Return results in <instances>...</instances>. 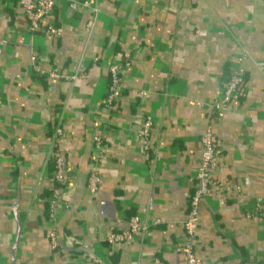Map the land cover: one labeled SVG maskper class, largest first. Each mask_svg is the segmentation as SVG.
Segmentation results:
<instances>
[{
	"label": "crops",
	"instance_id": "0c3cea01",
	"mask_svg": "<svg viewBox=\"0 0 264 264\" xmlns=\"http://www.w3.org/2000/svg\"><path fill=\"white\" fill-rule=\"evenodd\" d=\"M89 1L94 15L59 1L58 30L46 34L44 22L28 30L17 0H0V264H184L207 122L216 156L198 201L195 254L206 264H264V0ZM239 58L240 85L212 113ZM126 59L121 95L104 108L108 65ZM32 62L88 75L51 78ZM145 116L147 149L137 131ZM54 153L65 166L51 215ZM92 166L95 192L86 187ZM131 215L144 231L107 246L104 236Z\"/></svg>",
	"mask_w": 264,
	"mask_h": 264
},
{
	"label": "built area",
	"instance_id": "2783aa9c",
	"mask_svg": "<svg viewBox=\"0 0 264 264\" xmlns=\"http://www.w3.org/2000/svg\"><path fill=\"white\" fill-rule=\"evenodd\" d=\"M21 5L23 12L27 19V27L31 32L41 28V25L44 22L43 31L46 34H55L57 32V26L55 21L51 17V13L55 5L61 0H17ZM66 1L68 7L72 10L74 9H88L93 13H96L97 8L90 3L89 0H64ZM91 16L86 24V31H90L94 22V16ZM241 58L237 59L235 65L230 70L227 78L225 79L220 96L218 99L210 103V111L214 113L215 111L221 113V111L226 107L231 97L236 93L240 82L242 67L240 64ZM129 60H124L123 63H118L112 61L108 65L109 71V85L106 95L102 100V105L104 108H110L113 102L121 95L122 92V82L120 78V71L122 67L128 65ZM35 62V61H34ZM34 62L36 71L42 74H46L48 77H57L65 79H74L76 77H85L88 75V71H82L79 68H75L72 72L68 73L63 70H58L55 68L52 69H43L38 67ZM259 66L264 65V60L258 61ZM152 125V119L149 116H145L139 125L137 131L142 136V145L145 149L148 148V135L150 132V127ZM103 123L95 118L93 121V130H92V143L93 145L100 149L102 145V132H103ZM54 133L57 137H63L62 127L59 125L55 128ZM200 141L202 144V152L199 164L196 169V178L198 180V185L193 190L192 194L188 200V212L183 221L184 230H185V241L183 243L182 249L184 253V264H206L204 263L194 251V241H195V232L197 227V208L198 201L202 194L209 191L210 181H211V171L215 165V156H216V147L214 139L212 136L210 123L207 122L203 132L200 135ZM54 169H53V179L57 182H63L64 180V157L60 153H54ZM98 173L96 167L92 166L89 169L87 176L86 187L90 192H95L98 188ZM62 192L61 186H56L52 190V195L50 197V214L54 215V207L57 205V198ZM129 225L126 229L123 230H113L111 229L103 238L104 243L107 246H114L119 242H130L134 236L139 235L144 231L145 225L139 220L137 215H131L128 218ZM50 243L52 246L56 245V236L54 231L49 232ZM86 246V243L82 244ZM95 264H104L97 257H93Z\"/></svg>",
	"mask_w": 264,
	"mask_h": 264
},
{
	"label": "trees",
	"instance_id": "16d2710c",
	"mask_svg": "<svg viewBox=\"0 0 264 264\" xmlns=\"http://www.w3.org/2000/svg\"><path fill=\"white\" fill-rule=\"evenodd\" d=\"M59 186H62L63 184L61 182H58Z\"/></svg>",
	"mask_w": 264,
	"mask_h": 264
},
{
	"label": "rangeland",
	"instance_id": "374dc122",
	"mask_svg": "<svg viewBox=\"0 0 264 264\" xmlns=\"http://www.w3.org/2000/svg\"><path fill=\"white\" fill-rule=\"evenodd\" d=\"M61 194H62V192L60 193V195L59 196H61ZM59 203H58V201H57V205H58Z\"/></svg>",
	"mask_w": 264,
	"mask_h": 264
}]
</instances>
